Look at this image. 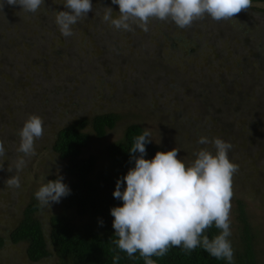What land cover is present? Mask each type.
<instances>
[{
    "label": "rangeland",
    "instance_id": "374dc122",
    "mask_svg": "<svg viewBox=\"0 0 264 264\" xmlns=\"http://www.w3.org/2000/svg\"><path fill=\"white\" fill-rule=\"evenodd\" d=\"M45 3L48 6L43 4L36 13L22 12L21 7L6 10V3L0 10V88L9 87L11 93L0 111V141L5 147V155L0 157V264L58 262L56 255L30 261L26 245L11 242L9 234L27 205L38 201L35 193L42 185L54 177L68 178L52 150L58 130L80 117L110 112L119 113L121 120L107 136L99 138L92 128L87 129L91 139L81 157H96L92 177L109 169L108 146L121 141L133 123L150 131L153 144L166 151L177 148L178 158L186 165L202 149L215 153L213 144L198 143L201 137L231 143L229 159L239 166L234 176L229 237L234 262L244 250L245 219L259 264H264V123L260 122L264 121V108L251 119L235 108L237 102L242 106L254 103L255 94L263 100L264 78L254 48L257 59L264 61V26L257 22L250 29L240 19L234 26L222 27L220 37L210 41L209 33L206 35L209 25L198 21L192 35L200 44L194 50L186 28L171 21H151L148 32L136 25L133 31L117 30L110 21H103L104 9L93 13L91 20H79L72 26L75 34L64 37L55 16L68 10L65 0ZM102 3L112 8L113 18L118 17L119 6L112 0H92L93 7ZM253 5L264 9V1ZM256 15L263 18L264 12ZM230 27L241 28L243 33ZM110 36L114 39L100 41V37L108 40ZM246 37L252 44L248 50ZM244 78L246 85L241 83ZM28 102L37 104L44 135L35 141L36 155L19 173L20 188L13 189L6 186V180L16 174L14 162L23 154L17 152L20 137L12 127L23 121ZM62 214L80 225L89 220L79 216L65 199L42 207L37 215L48 232L51 217Z\"/></svg>",
    "mask_w": 264,
    "mask_h": 264
},
{
    "label": "clouds",
    "instance_id": "9594fccd",
    "mask_svg": "<svg viewBox=\"0 0 264 264\" xmlns=\"http://www.w3.org/2000/svg\"><path fill=\"white\" fill-rule=\"evenodd\" d=\"M5 3L19 5L25 13H36L45 0H0V10ZM112 3L119 6V15L113 18L112 8L106 7L104 22L110 21L117 30L133 31L136 25L148 32L154 20L171 21L181 29L190 28L206 17L217 22L231 20L241 11H248L253 0H112ZM64 6L68 10L59 11L55 23L64 37H71L75 34L72 26L88 16L93 4L92 0H65ZM43 135L44 121L38 115H30L19 132L17 152L23 155L14 162L16 174L6 180L7 187L20 188L19 173L28 159L36 155L35 141ZM151 142L148 130L135 138L130 149L135 166L116 182L113 196L122 200L123 205L111 209L118 237L113 242L129 258L139 253L145 264H156L152 257H164L173 247L187 252L202 247L212 257L234 264L229 237L234 176L239 166L228 156L233 145L220 138L201 137L198 143L213 144L215 153L202 149L194 162L186 165L178 158L177 148L158 151L153 159H145L146 145ZM4 155V142L0 141V157ZM70 193L63 177H59L42 185L35 197L40 207H51ZM213 225L220 233L210 239L206 232ZM120 259L119 254L113 256V264Z\"/></svg>",
    "mask_w": 264,
    "mask_h": 264
},
{
    "label": "trees",
    "instance_id": "16d2710c",
    "mask_svg": "<svg viewBox=\"0 0 264 264\" xmlns=\"http://www.w3.org/2000/svg\"><path fill=\"white\" fill-rule=\"evenodd\" d=\"M262 1L264 0H253L252 7L248 11H241L237 14H243L237 19H235V17H237L236 15L234 19L221 20L219 22L211 18L198 21H205L209 25L210 32L207 31L206 35L209 33L210 41L212 38L217 39V37H220L219 34L222 31V27L234 26V22L240 23V19H244L246 26L250 29L256 27L258 23L264 26V22L261 21L264 17L259 19L258 15H256V12H264V9H259L256 5H253ZM44 4L48 6L46 3ZM105 7V3L94 6V11L92 10L89 12L88 16L83 19L91 20L94 15L93 13L97 15L99 13L98 11H103ZM11 9L14 10V8ZM44 9L47 8L44 7ZM49 9L52 10L51 7H49ZM81 21L83 22V20H80L79 23H81ZM198 21H195L190 28L185 29L187 36L192 37L189 43L195 45L193 47L194 50H196L200 44L192 35L193 28H195V24ZM230 28L239 34L243 33L241 28ZM238 37H240V35ZM112 39H114L112 36H110L108 40L100 37V41L103 43L104 41L107 43ZM198 39L201 38L198 36ZM244 40L245 45H243L245 49L248 50V47H251L252 44L247 37ZM261 44L264 46V41H262ZM201 49H203V47H201ZM254 51L256 52L254 53V58H256L255 61H259L261 75L264 78V64L262 63L264 61L260 59L261 57L257 59L259 57L258 51L255 48ZM150 72L151 69L149 68L148 74ZM262 77L261 79L263 80ZM245 78L241 80L243 85L247 84ZM215 84L216 83H213V86H215ZM10 94L9 87L0 88V111L7 106ZM258 97L259 96L255 94V102L243 106L240 105L241 103L237 102L235 108L238 112L242 110L248 118H255L259 110H261V107L264 108V97L263 100ZM36 107L37 104L34 102H28L26 106H24L21 116L23 121L20 125L16 123L12 127L16 132H20L24 122L30 115L39 114V111H36ZM120 120V114L117 112L102 113L92 118L80 117L58 130L52 150L60 159V162L64 164V171L68 175V178L63 179V182L71 189V193L61 199H65L67 205L75 209L79 216H87L89 220L80 225L73 222L67 214L54 215L50 219V228L47 232L37 215L38 212L42 210V207L39 206L38 201H31L24 209L22 219L9 234L11 242L16 244L24 243L26 245V254L30 261L39 262L50 255H56L58 262L55 264H113V256L119 254L121 259L118 264H145L143 258L139 256V253L129 258L127 254L120 251L113 242L118 239V237L115 236V230L113 228L114 217L111 215V209L113 207L123 205L122 200H118L113 196L116 182L118 179L125 176L130 168L135 166L130 149L134 144L135 138L141 135L145 129L140 124H130L124 132L123 139L108 146L110 155L109 169H102L95 177H92V172L96 166V157H81L83 150L89 145L91 139V135L87 131L88 128H92L93 132L99 138H104L107 136L109 130L117 126ZM260 122L264 123V121ZM249 127L253 128L254 126L251 124ZM262 134H264V132ZM146 148L147 154L145 159L149 160L153 159L158 151L167 152L165 149L152 142L147 144ZM136 155L138 156L139 153ZM28 162L30 161L28 160ZM260 165L263 166L261 162ZM57 178L59 177H54V180ZM124 187H126V184L122 185V190ZM101 221L103 222L102 224ZM244 223L247 228V230H245L246 234L242 238L244 250L238 252V257L234 264H259L254 250L253 237L249 234V226L245 219ZM219 233L220 230L214 225L206 232L210 239L214 238ZM152 258L156 260V264H228L226 260H218L212 257L202 247H198L191 252H187L180 247H173L170 248L164 257Z\"/></svg>",
    "mask_w": 264,
    "mask_h": 264
},
{
    "label": "flooded vegetation",
    "instance_id": "af4514ba",
    "mask_svg": "<svg viewBox=\"0 0 264 264\" xmlns=\"http://www.w3.org/2000/svg\"><path fill=\"white\" fill-rule=\"evenodd\" d=\"M20 6L19 5H15V6H11V5H8L7 6V8H6V10L8 9H11V8H14V9H16V8H19Z\"/></svg>",
    "mask_w": 264,
    "mask_h": 264
}]
</instances>
